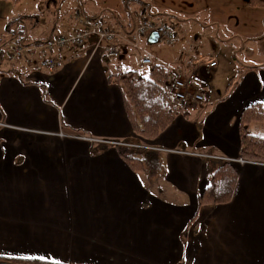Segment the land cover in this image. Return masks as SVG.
<instances>
[{
	"label": "crops",
	"instance_id": "0c3cea01",
	"mask_svg": "<svg viewBox=\"0 0 264 264\" xmlns=\"http://www.w3.org/2000/svg\"><path fill=\"white\" fill-rule=\"evenodd\" d=\"M22 1L0 0V37L7 22L22 15L36 17L25 23L33 41L73 34L82 28L75 18L81 12L117 33L121 55L107 58L108 44L93 40L58 51L62 64L54 71L38 69L35 59L12 63L0 55V258L264 264V164L238 162L241 114L251 104L264 105V61L237 68L234 56L233 82L214 97L200 87L215 76L214 56L182 48L176 68L164 54L153 57L154 65H164L174 78L193 77L204 101L191 100L187 116H178L157 138L141 139L133 132L122 88L109 78L134 70L126 58L136 50L132 34L145 15L139 4L144 1L134 0L136 11L119 15L112 0H66L43 11L37 10L42 0H29L35 8L18 12ZM230 4L241 13L234 25L261 21L264 29V9L248 6L247 0ZM147 7L157 18L177 13L168 5ZM152 33L140 47L162 43H149ZM255 123L250 130L260 136L252 130ZM124 144L157 152L160 174L134 172L117 152ZM222 160L233 162L239 173L234 196L228 204L198 208Z\"/></svg>",
	"mask_w": 264,
	"mask_h": 264
},
{
	"label": "trees",
	"instance_id": "16d2710c",
	"mask_svg": "<svg viewBox=\"0 0 264 264\" xmlns=\"http://www.w3.org/2000/svg\"><path fill=\"white\" fill-rule=\"evenodd\" d=\"M19 3L21 0H10ZM66 0H42L46 9H57ZM250 7L264 9V0H247ZM36 17L19 16L7 22L5 34L0 37V55H9L13 45H32L44 42L33 41L25 30L26 20ZM10 44V45H9ZM119 85L124 94L125 108L136 136L153 140L166 130L178 116H187L188 106L180 103L172 95L174 74L164 65H153L149 76L137 70H128L109 78ZM46 96L45 90L43 91ZM264 123V105L254 103L241 114L239 122L240 158L251 163L264 164V137L252 134L250 125ZM120 158L136 173H145L150 178L160 174L158 153L146 147L124 144L116 146ZM239 173L235 164L229 160L219 161L217 168L210 175V185L198 198V208L206 205L219 206L231 202L236 189ZM195 220V218H194ZM58 264L40 260H3L0 264Z\"/></svg>",
	"mask_w": 264,
	"mask_h": 264
},
{
	"label": "rangeland",
	"instance_id": "374dc122",
	"mask_svg": "<svg viewBox=\"0 0 264 264\" xmlns=\"http://www.w3.org/2000/svg\"><path fill=\"white\" fill-rule=\"evenodd\" d=\"M10 1V0H8ZM102 1V0H101ZM108 1V0H106ZM139 3L142 12L154 21H160L170 25L174 32L177 33V40L174 45L158 43L157 46L146 45L133 51L130 58H126L128 67L139 70L146 76L154 63L144 65L141 60L145 52H149L153 57L164 54L166 59L172 61V66L176 68L175 63L184 48L185 52L193 53L195 50L214 56L217 66L213 69L215 76L213 80H206L200 84L204 93L213 92L214 97L223 94L230 82H233V75L230 76V69L236 64L246 66V64H259L264 61V29L261 21L253 24H244V28L237 24L234 25L236 17L241 16L237 9L231 7L232 0H143ZM114 11L118 15L123 12H132L135 10L134 0H124L123 3L112 0ZM11 3V2H10ZM153 3L157 8L161 6H172L176 10V15L171 16L169 13H162L161 18H157L155 13L147 6ZM130 5V8H127ZM138 6V5H137ZM35 8L29 0H23L17 8L18 12H26L28 9ZM44 6L38 7L37 10L43 11ZM253 9V8H252ZM152 12V14L150 13ZM4 31V23L0 21V34ZM243 35V36H242ZM248 36H251L249 39ZM191 47V48H189ZM141 51V52H140ZM119 61V60H115ZM121 61V60H120ZM238 73V70H236ZM182 77V76H181ZM177 78V76L175 77ZM174 78V79H175ZM186 78V77H184ZM236 80V79H235ZM254 133L264 137V123H255L252 127Z\"/></svg>",
	"mask_w": 264,
	"mask_h": 264
},
{
	"label": "built area",
	"instance_id": "2783aa9c",
	"mask_svg": "<svg viewBox=\"0 0 264 264\" xmlns=\"http://www.w3.org/2000/svg\"><path fill=\"white\" fill-rule=\"evenodd\" d=\"M75 18L79 19V23L82 26L79 31L69 35H59L39 44L13 45L8 55L9 61L12 63L22 61L30 64L35 59L38 69L54 71L62 64L58 51L66 48H80L93 40L96 41L97 46L102 43L108 44L105 49V56L107 58L116 59L120 57V51L115 45L118 35L115 31L108 29L102 19L88 17L81 12L76 13ZM152 32H158L160 40L169 46L177 43V35L170 25L154 21L147 15H144L140 18V23L132 34V46L136 49L140 48L141 41ZM208 62L211 67L216 65L214 61L210 60ZM142 63L144 65L152 64L153 56L145 54L142 58ZM195 84L196 82L193 77H177L173 81L172 95L180 103L187 106L191 100L202 102L204 101V96L197 93ZM238 162L241 164L251 163L243 159H239Z\"/></svg>",
	"mask_w": 264,
	"mask_h": 264
},
{
	"label": "water",
	"instance_id": "95a60500",
	"mask_svg": "<svg viewBox=\"0 0 264 264\" xmlns=\"http://www.w3.org/2000/svg\"><path fill=\"white\" fill-rule=\"evenodd\" d=\"M160 39V35L158 32H153L151 35H150V38H149V43H156L158 42V40Z\"/></svg>",
	"mask_w": 264,
	"mask_h": 264
},
{
	"label": "snow or ice",
	"instance_id": "6c2138e0",
	"mask_svg": "<svg viewBox=\"0 0 264 264\" xmlns=\"http://www.w3.org/2000/svg\"><path fill=\"white\" fill-rule=\"evenodd\" d=\"M41 259H43V258H41Z\"/></svg>",
	"mask_w": 264,
	"mask_h": 264
}]
</instances>
